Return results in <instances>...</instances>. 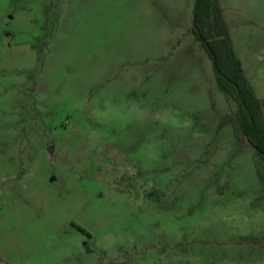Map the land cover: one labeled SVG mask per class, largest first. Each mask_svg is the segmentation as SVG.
<instances>
[{
  "label": "rangeland",
  "instance_id": "obj_1",
  "mask_svg": "<svg viewBox=\"0 0 264 264\" xmlns=\"http://www.w3.org/2000/svg\"><path fill=\"white\" fill-rule=\"evenodd\" d=\"M196 2L0 0V264H264ZM220 6L264 115V0Z\"/></svg>",
  "mask_w": 264,
  "mask_h": 264
},
{
  "label": "trees",
  "instance_id": "obj_2",
  "mask_svg": "<svg viewBox=\"0 0 264 264\" xmlns=\"http://www.w3.org/2000/svg\"><path fill=\"white\" fill-rule=\"evenodd\" d=\"M192 33L211 60L210 52L203 41L215 53L219 70H215L217 86L227 101L232 99L236 103V123L255 154L264 161L262 101L256 96L242 63L235 54L219 0H197Z\"/></svg>",
  "mask_w": 264,
  "mask_h": 264
},
{
  "label": "water",
  "instance_id": "obj_3",
  "mask_svg": "<svg viewBox=\"0 0 264 264\" xmlns=\"http://www.w3.org/2000/svg\"><path fill=\"white\" fill-rule=\"evenodd\" d=\"M203 43L207 46V49L209 50L210 55H211V57H212V61H213L214 68H215V70L218 72L219 70H218L217 59H216V55H215V53L213 52V50H212L211 47L207 44L206 41H203ZM52 150H53V148L50 149V151H52Z\"/></svg>",
  "mask_w": 264,
  "mask_h": 264
},
{
  "label": "crops",
  "instance_id": "obj_4",
  "mask_svg": "<svg viewBox=\"0 0 264 264\" xmlns=\"http://www.w3.org/2000/svg\"><path fill=\"white\" fill-rule=\"evenodd\" d=\"M219 5H220V0H219ZM220 8H221V6H220ZM221 10H222V8H221ZM222 15H223V10H222ZM223 18H224V15H223ZM224 20H225V18H224ZM193 21H194V17H193ZM225 22H226V20H225ZM226 24H227V22H226ZM228 26V25H227ZM192 29H193V26H192ZM191 32H192V30H191ZM193 34V33H192ZM194 37V36H193ZM194 39H195V37H194ZM195 41H196V39H195ZM197 42V41H196ZM199 43V42H198ZM200 44V43H199ZM201 46V45H200ZM203 49V48H202ZM234 49V48H233ZM205 51V50H204ZM235 51V50H234ZM207 54V53H206ZM236 54V53H235ZM236 56H237V54H236ZM210 58V57H209ZM237 58H238V56H237ZM239 59V58H238ZM211 60V59H210ZM240 60V59H239ZM212 61V60H211ZM212 64H213V61H212ZM243 66V65H242ZM244 69V68H243ZM244 72H245V70H244ZM245 75H246V73H245ZM247 77V76H246ZM248 79V78H247ZM249 81V80H248ZM250 83V82H249Z\"/></svg>",
  "mask_w": 264,
  "mask_h": 264
}]
</instances>
